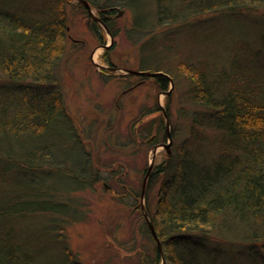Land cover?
<instances>
[{
    "label": "trees",
    "instance_id": "1",
    "mask_svg": "<svg viewBox=\"0 0 264 264\" xmlns=\"http://www.w3.org/2000/svg\"><path fill=\"white\" fill-rule=\"evenodd\" d=\"M6 1L0 0V69L8 77L0 80V264H36L33 255L22 249L18 225L44 217L48 236L52 235L48 239L62 245L57 255L60 264H79L63 234L68 225L86 217L85 201L73 194L93 190L106 176L93 165L85 144L74 137L62 98L57 68L65 46L67 0H46L30 8L8 7ZM86 1L100 10L102 21L117 37L109 16L116 13L115 6L129 8L127 0ZM155 5L154 16L169 26H204L214 20L204 17L207 14L252 16L259 39L256 47L241 42L246 49L241 54L246 55L235 59L228 71L226 64H200L189 57L176 71L161 63L154 68L142 65L149 70L145 72L188 80L192 100L205 108L203 113L195 112L193 136L199 127H212L222 139L214 158L200 152V147L188 150L184 146L153 168L147 186L152 189L160 182L161 193L156 211L150 210L149 203L147 211L157 239L144 222L143 232L154 249L139 253L138 263L264 264V89L259 91L257 72L247 59L264 68V0H156ZM76 6L89 16L83 4ZM136 25L138 34L148 36L144 25ZM92 28L97 34L102 31L95 21ZM174 31L170 27L168 32ZM170 33L162 39L167 47L149 35L141 52L146 54L156 44L160 52L166 49L172 54L176 50ZM99 38L104 44L102 33ZM140 77L153 79L161 90L170 84L163 76ZM57 131H62L64 145L75 148L73 159L55 161ZM146 134L151 135L153 148L161 136L166 137V124L155 118ZM203 138L199 134L197 141ZM141 192L142 188H132L119 200L125 204L129 196L138 204ZM215 233L234 238L216 237Z\"/></svg>",
    "mask_w": 264,
    "mask_h": 264
},
{
    "label": "rangeland",
    "instance_id": "2",
    "mask_svg": "<svg viewBox=\"0 0 264 264\" xmlns=\"http://www.w3.org/2000/svg\"><path fill=\"white\" fill-rule=\"evenodd\" d=\"M45 2L46 0H7L5 4L14 8L19 5L30 8L44 5ZM127 2L129 8L115 6L123 12L122 15H119L118 10H115V14L108 15L118 32L108 50L102 47L111 44L110 36L103 26L90 15L82 13L76 6L79 2H66L68 19L65 46L57 68L62 98L74 137L85 144L93 165L106 176L93 190L73 194L74 197L85 201L84 207L87 206V209L83 210L86 217L81 222L68 225L63 234L65 244L79 264H139V253L145 254L144 250L152 252L154 249L143 232L142 225L146 219L141 199L135 204L126 196L127 201H124V204L119 197L129 195L132 188H142L153 157V148L149 144L151 135L146 134V128L155 118L166 124L162 110L170 113L168 118L173 142L168 154L164 147L168 139L160 137L153 168L168 160L184 146L188 150H195L194 146L200 147V152L212 154L210 157L214 158L222 139V134L212 127H199L193 136L195 112L203 113L205 108L199 107L192 100L188 80L177 78L176 81L170 78L169 87L161 90L151 78L145 80L140 76L128 77L124 72L110 68L145 72L149 70H143L142 65L152 68L161 63L162 66L176 71L181 67V63L186 61L184 58L189 57L200 64H226L227 68L224 69L228 71L235 59H244L246 55L241 54L246 53L241 42H252L256 47L259 39L258 26L253 24L252 16L207 14L204 17H214V20L204 26H169L160 24L154 16L156 0ZM91 8L93 14L101 19L100 10ZM74 10L76 12L73 13ZM94 21L102 28L98 34L94 33L92 28ZM135 23L144 25L143 29L149 33L148 36L154 35L161 42L164 33H170V27L175 29L169 37L170 40L174 38L176 51L169 54V50L163 49V52H160L154 43V46L149 44L150 50L146 48V54L142 53L141 45L151 37L138 34L135 31ZM128 32L131 33L130 36ZM101 33L105 37L104 44L99 38ZM138 40L140 44L136 42ZM166 42L162 43L167 47ZM247 59L251 69L257 72V85L261 91L264 89V68L260 64L255 66L250 57L247 56ZM106 77L109 78L107 81ZM6 79L7 75L0 69V80ZM173 131L176 134L174 136ZM199 134L204 137L201 143L197 141ZM63 138L62 131H57L54 135L53 150L56 162L77 156L74 147L64 145ZM113 173L115 174L112 175ZM148 182L149 178V186ZM123 186H126L125 190ZM148 186L144 207L147 211L149 203L150 210L154 212L160 198L161 185L158 182L152 189ZM119 193L123 195L120 196ZM138 206L141 210L137 209ZM37 220L29 219L19 223L17 235L23 245L22 249L33 255L36 264H60L62 259L57 255L62 250L61 243L48 239L52 238V235L48 236L45 217ZM239 232L237 230L236 235ZM214 236L234 238L231 234L215 233Z\"/></svg>",
    "mask_w": 264,
    "mask_h": 264
},
{
    "label": "water",
    "instance_id": "3",
    "mask_svg": "<svg viewBox=\"0 0 264 264\" xmlns=\"http://www.w3.org/2000/svg\"><path fill=\"white\" fill-rule=\"evenodd\" d=\"M81 4H83L85 6V8L88 10V13L89 15L92 17L93 20H95L96 22H99L104 30L107 32V34L110 36V39H111V44L110 45H104L102 46L104 49L108 50L112 44H113V41H114V37L113 35L111 34V32L109 31L107 25L100 19L98 18L97 16H95L92 12V8L90 6V4L86 1V0H75ZM114 10H118L117 8H115ZM119 11V15H122V11L118 10ZM96 66H99L98 64L94 63ZM107 68V67H105ZM112 70H119V71H122L124 72L125 75H137V76H142V77H157V76H163V77H166L167 79L170 80V77L163 74V73H156V72H142V71H133V70H126V69H113V68H110ZM168 94V93H167ZM163 111V114L166 118V137L168 139V143L164 145L165 149L167 150V153L170 154V148H171V144L173 142V139H172V133L170 131V121H169V118H168V114L166 113V111L162 110ZM160 145H156L153 147L152 149V152H153V157L149 163V167L147 169V172H146V176L143 180V183H142V192H141V207H142V210H143V214H144V217L146 219V222L148 224V227L153 235V237L155 239H157V234L155 232V228H154V224L152 222V219L151 217L149 216V214L147 213L145 207H144V198H145V194H146V186H147V181H148V178L149 176L151 175V172H152V169H153V165H154V162H155V154L157 152V149L159 148Z\"/></svg>",
    "mask_w": 264,
    "mask_h": 264
},
{
    "label": "flooded vegetation",
    "instance_id": "4",
    "mask_svg": "<svg viewBox=\"0 0 264 264\" xmlns=\"http://www.w3.org/2000/svg\"><path fill=\"white\" fill-rule=\"evenodd\" d=\"M102 20V19H101ZM108 68V67H107ZM107 68H105V69H107ZM157 145H159V144H157Z\"/></svg>",
    "mask_w": 264,
    "mask_h": 264
}]
</instances>
